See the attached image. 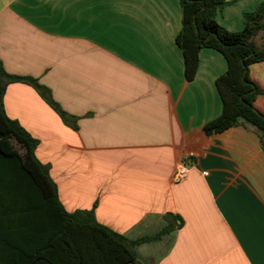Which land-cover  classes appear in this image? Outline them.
<instances>
[{
  "label": "crops",
  "instance_id": "0c3cea01",
  "mask_svg": "<svg viewBox=\"0 0 264 264\" xmlns=\"http://www.w3.org/2000/svg\"><path fill=\"white\" fill-rule=\"evenodd\" d=\"M226 2L216 20L237 32L264 0ZM181 29L180 0H0L3 68L47 87L76 128L23 83L7 86L5 112L39 140L67 212L97 203L100 224L150 238L141 264H264L263 135L243 120L204 134L228 64L203 48L187 81Z\"/></svg>",
  "mask_w": 264,
  "mask_h": 264
},
{
  "label": "trees",
  "instance_id": "16d2710c",
  "mask_svg": "<svg viewBox=\"0 0 264 264\" xmlns=\"http://www.w3.org/2000/svg\"><path fill=\"white\" fill-rule=\"evenodd\" d=\"M180 3L182 29L176 44L182 50L186 80L195 78L203 48L220 52L228 64L216 80L222 114L205 124L204 134L223 133L243 120L263 135L264 148V112L255 106L264 92L250 76L253 64L264 63V49L255 43L264 31V2L245 13L244 28L237 32L216 20L226 0ZM12 83L32 86L66 125L76 128V118L60 107L47 87L33 77L7 73L0 61V264H141L135 247L150 238L130 241L100 224L95 217L97 203L90 210L64 209L49 165L36 156L39 140L5 112L3 97Z\"/></svg>",
  "mask_w": 264,
  "mask_h": 264
},
{
  "label": "rangeland",
  "instance_id": "374dc122",
  "mask_svg": "<svg viewBox=\"0 0 264 264\" xmlns=\"http://www.w3.org/2000/svg\"><path fill=\"white\" fill-rule=\"evenodd\" d=\"M245 15V14H244ZM255 43L256 45L263 49L264 48V31L260 32L258 36L255 37ZM251 73L255 76V77H264V74L262 72H260V65L259 64H253L250 67ZM15 144V147L20 151L23 152L22 148L20 147V145L16 142L13 141Z\"/></svg>",
  "mask_w": 264,
  "mask_h": 264
},
{
  "label": "built area",
  "instance_id": "2783aa9c",
  "mask_svg": "<svg viewBox=\"0 0 264 264\" xmlns=\"http://www.w3.org/2000/svg\"><path fill=\"white\" fill-rule=\"evenodd\" d=\"M186 174V170L185 169H180L177 174H176V179H182Z\"/></svg>",
  "mask_w": 264,
  "mask_h": 264
}]
</instances>
